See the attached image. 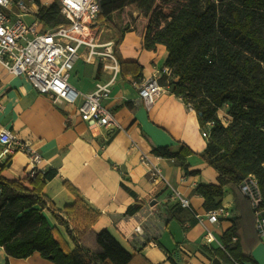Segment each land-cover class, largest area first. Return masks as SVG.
Instances as JSON below:
<instances>
[{"label":"crops","instance_id":"crops-1","mask_svg":"<svg viewBox=\"0 0 264 264\" xmlns=\"http://www.w3.org/2000/svg\"><path fill=\"white\" fill-rule=\"evenodd\" d=\"M51 2L38 0L23 18L32 21L36 9ZM166 57L164 45L146 49L141 32L134 28L126 31L118 45L120 71L109 96L103 100L119 127L92 129L81 120L75 106L52 103L23 76L12 75L0 65V129L12 130L41 154L36 171L56 169L57 174L43 188L56 209L73 203L78 193L88 208L100 212L92 230H108L134 254L129 264H172L160 246L176 264H213L203 246L222 247L220 237L231 225L229 217L235 201L229 187H225L222 205L228 209L229 216L209 222L203 198L194 192L198 184L216 183L217 179V172L201 157L207 138L201 134L204 129L198 114L181 97L170 93L167 85H161L160 92L149 104L138 95V84L154 74H169L164 65ZM108 77L100 65L78 59L69 82L87 93L97 81H106ZM181 143L192 150L185 158L187 172L174 159L151 153L156 146H169L176 151ZM153 167L159 170V175H152ZM29 168L27 156L17 151L3 174L18 178ZM64 180L72 186H64ZM157 183L162 185L156 188ZM176 192L189 200L193 212L202 220L194 219L191 211L186 215L193 220L192 224L168 218V207L178 202ZM137 202L139 209L125 214ZM43 213L67 247L72 248L65 228L55 222L49 211ZM243 213L240 243L243 251L255 260L244 264H264V232L257 233L246 205ZM208 230L215 237L211 243L205 242ZM6 259L8 264H54L37 251L25 258L7 256L0 246V264H5Z\"/></svg>","mask_w":264,"mask_h":264},{"label":"trees","instance_id":"trees-1","mask_svg":"<svg viewBox=\"0 0 264 264\" xmlns=\"http://www.w3.org/2000/svg\"><path fill=\"white\" fill-rule=\"evenodd\" d=\"M97 2L96 24L106 25L118 34L113 44L117 59L118 45L124 33L132 28L118 27L113 13L128 4H135L142 12L145 22L136 30L141 32L143 47L154 49L162 44L167 51L164 65L169 74L161 75L160 84L167 85L170 93L192 107L202 128L208 132L201 157L217 172V179L216 183L198 184L194 192L203 198V207L209 211L221 206L225 187H229L235 206L230 212L231 225L220 237L222 247L203 246V250L212 257L213 264L255 262L243 251L240 242L244 205L257 233L261 231L256 217L264 216V0ZM35 15L44 28L64 22L59 0L40 6ZM224 104L228 105L230 116L227 123L216 113ZM151 153L174 159L187 172L185 158L192 150L181 143L176 151L169 146H156ZM11 157L8 155L0 163V246L7 256L25 258L37 251L54 264L131 262L134 254L108 230H92L100 212L88 208L78 193L73 203L61 209H56L53 200L46 198L45 182L57 174L56 169L7 177L3 171L10 165ZM249 179L255 181L256 195L260 199L256 207L240 188L244 180ZM63 184L67 188L72 186L66 180ZM161 185L157 183L156 188ZM139 207L137 202L129 206L125 214H133ZM44 210L65 228L72 248L57 238V229L48 222ZM186 212L190 211L179 202L167 209L168 218L192 224ZM160 247L171 263L176 264L170 253ZM5 264H8L7 259Z\"/></svg>","mask_w":264,"mask_h":264},{"label":"built area","instance_id":"built-area-1","mask_svg":"<svg viewBox=\"0 0 264 264\" xmlns=\"http://www.w3.org/2000/svg\"><path fill=\"white\" fill-rule=\"evenodd\" d=\"M59 2L64 22L44 28L36 15L30 22L23 18V15L31 12L34 0H0V65L12 75L23 76L37 92L47 95L52 103L75 106L79 117L88 128L119 127L113 113L103 104V100L110 94V87L120 71V66L113 52L114 42L100 41L97 36L98 2ZM37 11L38 9L35 13ZM78 59L100 65L108 72V79L97 81L90 92H80L69 82L74 63ZM161 75L154 74L138 84V95L145 104L151 103L160 92ZM188 108L193 110L190 106ZM201 134L208 137L206 130H202ZM17 151L27 156L30 167L28 172L33 175L42 160L41 154L12 130L1 128L0 163ZM150 170L153 176L159 175L156 167ZM240 188L249 196L252 206L256 207L260 199L256 195L255 181L244 180ZM176 196L180 206L191 211L197 221L202 220L201 216L193 212L186 197L177 192ZM205 216L209 222H217L219 217L229 216V211L221 204L216 209L206 211ZM256 220L260 231L264 232V216H257ZM214 240L215 237L208 230L205 242L211 243Z\"/></svg>","mask_w":264,"mask_h":264},{"label":"rangeland","instance_id":"rangeland-1","mask_svg":"<svg viewBox=\"0 0 264 264\" xmlns=\"http://www.w3.org/2000/svg\"><path fill=\"white\" fill-rule=\"evenodd\" d=\"M113 19L120 28L127 26L130 28L134 27L135 29L138 28L141 29L145 22L142 16V12L136 7L135 4H128L122 7L121 9L115 11L113 13ZM96 27H97V36L100 41L111 40L112 42H114L116 37L118 36V34L114 32V30H112L106 25L96 24ZM227 108L228 105L224 104L216 111L217 116L224 123H227L230 120V116L227 114ZM56 236L58 239H60L63 242L57 230H56Z\"/></svg>","mask_w":264,"mask_h":264}]
</instances>
